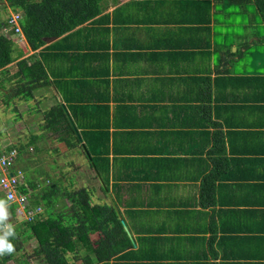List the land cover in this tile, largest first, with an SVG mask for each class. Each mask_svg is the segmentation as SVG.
<instances>
[{"label": "trees", "instance_id": "16d2710c", "mask_svg": "<svg viewBox=\"0 0 264 264\" xmlns=\"http://www.w3.org/2000/svg\"><path fill=\"white\" fill-rule=\"evenodd\" d=\"M4 1L14 14L11 13L10 18L5 22H0V31L3 30V33H0V71L9 69L8 66L15 61L14 52L17 51V41L12 36L21 35L16 32L14 26L11 27V18L13 15H18L20 23L24 14L26 22L22 21L20 25L25 40L34 54L16 64L14 80H18L17 88L14 90L15 95L25 96V98L33 97L35 90L39 91L51 85L56 88L57 94L50 97L51 104L48 105V110L40 108V101H38L39 105L29 108L30 111H35L38 117L44 118L43 123L38 125L39 134L32 135L31 142L28 144L29 147L35 146L36 152L39 151L37 142L51 140L48 139L49 137L70 151L81 150L76 121L82 122V125H86L91 130L109 129L112 126L132 129L135 126L150 125V121H145L146 111L149 108H157L162 112L170 109L174 115L173 126L176 128L190 129L201 135L205 131L208 135L211 134V127L227 128L225 137L228 138L231 149L238 153L252 154V156L243 157L248 162L255 160V162L259 161L260 165L264 163L260 156L263 152L261 145L264 134V60L259 67L255 68L259 74L257 77L244 76L250 74L249 71L240 73L238 70L239 55L249 44L243 47L240 45L236 53L232 52L228 44L221 46L222 53L219 49L210 47L201 49L199 47L205 32L195 30L190 37H187L185 29L169 26L170 24L175 26L176 21L174 23H170V20L157 22L159 25L163 24V27L148 29L152 35L145 45H140L136 40H129L130 43H128L127 39V52L115 51L114 62L117 63L115 71L118 70L116 73L120 71V77L116 83L124 89V92L121 91L120 100L124 103L140 102L142 104H123L112 115L110 108L104 103V100H108V92L98 90L97 86L108 82L104 77L100 78L102 75L107 77L113 73L109 66V58L103 54L104 48L109 46L110 34L113 30L115 33H122L120 28L125 20L122 21L119 18L124 12L128 13V2L112 12L105 13L108 3L116 4L118 0H0V6L5 5ZM223 1L227 3L222 6V14L218 16V22L238 14L231 10L234 5L247 10L248 6L255 5L258 11L255 14H259L264 24V0ZM225 25L231 27L234 24L226 21ZM224 29L225 27L217 28L216 35H223L229 41L233 40L232 35L239 36L232 33L233 31ZM52 38L57 40L47 45L46 40ZM157 49H167L168 53H158ZM176 49L182 51L176 52ZM186 49L188 50L183 52ZM158 57L161 60V66L154 68L152 65ZM211 61L216 68L221 63L224 64L230 77L224 75L213 78L209 65ZM94 62L99 63L100 72L90 76V66ZM162 63L167 64L179 76L176 78L164 75L165 67ZM206 71L210 75L204 76ZM127 72L129 74L150 73L155 77L148 79L149 87L141 92L143 86L140 81L142 80L124 78ZM67 78H71V81L68 82ZM75 85L81 87V92L78 90L79 92L76 93ZM59 93L63 95V101ZM68 101L71 103L69 106H67ZM164 103H170L172 106ZM223 136V133L218 130L213 133L214 152L219 154V161H224L222 167L229 166L227 165L229 161L225 158L227 142H224ZM82 138L89 148L88 137L82 136ZM27 148H18L19 164L25 166L32 162L26 156ZM87 159L92 168L98 170L102 176L101 162L100 164L96 162L94 166L88 156ZM25 168L21 170L26 171L31 181L25 188L21 184L18 185V192L29 194L32 207H42L43 204L44 208H51L50 214L46 211L48 217L44 214L47 218L38 217L37 221L22 223L38 240L40 254L43 257H40V254L37 256L46 264H67L66 260L61 258L59 248L63 246V251L73 246L74 250L78 242L83 244L80 254L82 253V261L85 264L109 262L118 255L123 260L128 258L131 262L147 255V251L138 253L129 251L133 248V242L124 230L121 223L122 212L116 204L92 206L91 196L85 189L76 193L67 191L66 187L61 189L48 171L45 176L49 184L42 188L38 197L34 198L43 178L40 175H34L31 179L29 169L25 170ZM101 189L106 194L103 187ZM0 200H5L9 205L3 191L0 192ZM65 200L69 203L66 204ZM12 216L14 220L22 222L13 212ZM92 235L100 239L92 241ZM15 237L14 231V236L8 239L10 241ZM127 247L129 252L124 253ZM129 262L128 264H134Z\"/></svg>", "mask_w": 264, "mask_h": 264}, {"label": "crops", "instance_id": "0c3cea01", "mask_svg": "<svg viewBox=\"0 0 264 264\" xmlns=\"http://www.w3.org/2000/svg\"><path fill=\"white\" fill-rule=\"evenodd\" d=\"M126 2H128V13L124 12L119 18L125 20L120 28L122 33H115L114 30L111 32L109 46L104 48L103 53L109 58V66L113 73L107 77L102 75L100 78L104 77L108 82L97 86L98 90H101V87L107 88L109 97L104 103L110 108L112 115L123 104H142L124 103L120 100L121 91L124 92V89L116 83L120 71L118 73H116L118 70L115 71L117 66L114 62L115 51L127 52V39L128 43L129 40H136L140 45H145L152 35L148 29L163 27V24L159 25L157 22L176 21L175 26H171L172 24L169 26L185 29L187 37H190L195 30L205 32L199 47L201 49L210 47L219 49L222 53L221 46L228 44L232 52L236 53L240 45L243 47L245 44L252 46L261 44L259 27L257 34L250 33V27L244 22L235 21L233 24L242 30H247L246 35L242 33L230 41L223 35H216L215 30L225 26L224 22H218L216 18L222 14V6L227 3L223 0H118L116 4L109 3L105 13L112 12ZM250 6L253 7L254 14L258 12L255 5ZM231 10L238 14L240 11L249 12L247 8H240L237 5ZM229 19L230 17L224 21ZM50 41L47 45H50ZM157 50L158 53H168L167 49ZM179 51L176 49V52ZM242 51L238 58V68L243 62L244 50ZM251 59L254 68L249 71L250 74L244 76L257 77L259 74L255 68L259 67L260 63L255 61L256 58ZM94 63L99 65L98 62ZM160 63L158 57L152 66L156 68L158 65L161 66ZM209 65L213 78L224 75L230 77L224 64L221 63L216 68L211 61ZM162 66L165 67L164 75L176 78L179 76L167 64L162 63ZM244 71H248L245 65L240 73ZM208 75L210 73L206 71L204 76ZM154 77L155 75L150 73L127 72L124 78L142 80L141 86L144 83L147 86L150 85L148 79ZM67 81L70 82L71 78H67ZM148 87L144 88L145 91ZM74 88L78 93L81 87L75 85ZM173 116L170 109L162 112L157 108H149L146 111L145 121H150V125L135 126L132 129L112 126L108 130L102 128L91 130L86 125H82L79 129L83 136L88 137L89 148L84 138L80 136L92 158L93 165L101 162L103 166L102 176L94 169L96 175L99 174L100 178L97 175L99 180L103 182L102 177L105 178L108 186V188L105 186L106 194L102 193L105 199H102L104 204L101 205L118 206V203L122 202L118 207L122 212V218L128 224L127 227L123 222L133 242V248L129 251L136 253L147 251L145 257L131 262L134 264H263L264 163L260 165L259 161L248 162L243 159L245 156H252L249 152L238 153L236 150L233 152L229 147L228 138L225 137L227 128L211 127V134L208 135L205 131L201 135L190 129L173 126ZM217 130L223 133L224 142H227L225 158L229 161L227 163L229 166L222 167L224 161H219V154L214 152L213 133ZM48 139H51L47 140L50 142L56 141L51 137ZM262 139L263 152L260 156L263 161L264 134ZM73 152L76 155L81 152L87 155L82 149ZM47 171L49 172V169ZM72 180V184L69 185L71 189L79 187V178ZM73 192L76 193L75 190ZM92 197L93 195L91 203H93ZM142 220H150L153 224L147 227L137 225V222ZM99 239L91 236L92 241ZM81 245L83 246L78 242L77 252L83 248ZM129 251L127 247L124 253ZM81 256L82 253L77 256L79 261L82 259ZM128 262V258L123 260L118 255L109 262L99 264H128Z\"/></svg>", "mask_w": 264, "mask_h": 264}, {"label": "rangeland", "instance_id": "374dc122", "mask_svg": "<svg viewBox=\"0 0 264 264\" xmlns=\"http://www.w3.org/2000/svg\"><path fill=\"white\" fill-rule=\"evenodd\" d=\"M100 5L103 8L102 3ZM248 11L249 12L244 13L239 12V14L237 15L233 14V17L228 20L230 23H234L235 21L247 23V26L250 27V33L253 32L257 34L259 27L261 44L259 46L249 45L246 50H244L243 62H241L242 65L238 68V70L240 71H242L243 65H245V69H247L248 71H251L254 68L251 65V58H256L255 61L257 63H261L264 60V24L262 23L259 15L254 14V9L252 6H249ZM11 13H13V11L11 10V8L7 7L6 3L5 5L0 6V22H5L8 18H10ZM216 18H218V16ZM25 19L26 16L23 14V17L20 20L21 25L22 21L24 23L26 22ZM223 22L225 23L226 21ZM224 27V30L233 31L232 33H236L238 35H241L242 33L244 35L247 34V30H242L239 26L233 25L230 27L225 25ZM0 33H3V30L0 31ZM22 34L18 36H12V38L17 41V51L14 52V55H16L15 61H13L12 64L8 66V72L7 70L0 71V158L11 149H16L19 153L18 148L28 147L26 149V151L28 152L26 156L30 158L29 160L32 162L27 164L26 166L24 164H19L20 159L18 157L19 161L17 163V166L12 170L22 169L26 167L25 170L29 169L28 171L31 179L34 175H40V177L43 178L42 184L39 185L38 191L35 193L34 198L38 197V195L42 192V188L48 185V183L46 182L45 174L48 173L47 169H49V173L51 172L53 174L52 175L50 173L51 177L61 187V189L65 187L63 185H67V191L69 192H73L74 190L75 192H78L79 190L85 189L89 194H91V196L93 195L94 197H92V204H104L102 199L105 198H103L104 194H102L103 192H101L102 190H100V187L102 186L104 191H107L105 178L102 177L103 182L99 180L89 161H86V155H83L82 152L79 155H76V153L66 149L64 145L56 143V141L50 142L47 140H42L37 142L36 146L38 147L40 153L39 151H35V146L29 147L28 145L31 142V136L34 134H39L38 125H41L44 121L43 116L39 115L40 117H38V115H36L37 113L35 111H30L29 108L37 105L38 101H40V105L38 104L40 108L48 110V105L51 104L50 97L57 93L55 92V86L51 85L50 87H47L45 89L33 91V97L27 96L25 98V96L15 95L14 90L17 88L16 82L18 80L17 78V80H14V74L17 70L16 64L18 61L33 54V52L26 44L25 38L22 36ZM232 39H235L233 35ZM54 40H51L49 43L51 44L52 42H54ZM90 70L91 71L89 73L91 76L97 72H100V67L98 64L93 63L90 66ZM145 87L147 86L144 83L143 87L141 88V92L144 91ZM101 90L107 92L106 87H101ZM59 97L63 101V95L59 93ZM64 103L66 104V102ZM69 105H71L70 101H68L67 106ZM66 112L71 114L68 110H66ZM75 125L78 129V132L82 135L81 131H79L82 122L76 121ZM102 129L108 130L105 128ZM82 150H84L83 146ZM78 178L80 181L79 187L71 189L69 185L72 184V179L76 180ZM83 179H85L84 182H82ZM34 192L35 191H33V193ZM65 202L66 204L69 203L67 200H65ZM129 202L132 201L129 200ZM121 204L122 202H119L118 206H121ZM42 207L44 209V214L48 217L47 213H51V208L46 209V207L44 208L43 204ZM47 217L44 216V218ZM12 219L13 218H8L7 220H9V224L12 225L13 230L16 233V237L10 240V242L14 245L15 251L12 252L11 255H8L9 253L0 255V264H42L44 260L39 258L43 257V255L40 254L41 248L33 232L30 231L25 225H22V223H18L17 221ZM121 220L124 230L126 231L123 222H125L127 227L128 224L124 218H122ZM152 224L153 222H151L150 220H142L140 222H137V225L142 227H147ZM0 234H2V232H0ZM81 247L83 246L81 245ZM62 248L63 246L59 248L61 258L63 260H66L67 264H85L84 261H81L82 259L80 261L77 259V256L80 255V252H77V244L75 245L74 251L73 246L71 248H65L63 249V251ZM37 254H40V257H38ZM73 261H75V263H73ZM44 264L46 263L44 262Z\"/></svg>", "mask_w": 264, "mask_h": 264}, {"label": "built area", "instance_id": "2783aa9c", "mask_svg": "<svg viewBox=\"0 0 264 264\" xmlns=\"http://www.w3.org/2000/svg\"><path fill=\"white\" fill-rule=\"evenodd\" d=\"M11 27L16 28L18 34H22V28L19 23V16L13 15L11 18ZM17 152L13 150L8 155H3L0 158V192H5L6 198L9 201L8 206H16L15 214L22 222H34L41 216L43 209L41 207H32L27 195L18 192L17 188L20 185L21 174L18 176H10L8 169L14 163Z\"/></svg>", "mask_w": 264, "mask_h": 264}, {"label": "clouds", "instance_id": "9594fccd", "mask_svg": "<svg viewBox=\"0 0 264 264\" xmlns=\"http://www.w3.org/2000/svg\"><path fill=\"white\" fill-rule=\"evenodd\" d=\"M109 4V3H108ZM22 36L24 37V35L22 34ZM25 38V37H24ZM55 40L57 38H54ZM53 38L52 39H47L46 42L50 41V40H54ZM26 41V40H25ZM27 44V42H26ZM28 45V44H27ZM29 47V45H28ZM30 49V47H29ZM31 50V49H30ZM32 51V50H31ZM33 52V51H32ZM34 53V52H33ZM78 136L79 138L80 135L78 133ZM80 140V139H79ZM80 143H81V147L84 145L83 142H82V139L80 140ZM85 146V145H84ZM83 146V148H84ZM86 148V147H85ZM13 150H15L17 152V155H16V159L14 161V163L9 167L8 169V172H9V175L10 176H18L19 174H21L23 177H19L20 178V184L23 188H25L26 186H28V183L31 181L27 176L26 172L25 171H22L21 169H17V170H12L14 167L17 166V163H18V151L16 149H11L10 151H8L6 154L8 155L10 152H12ZM85 150V149H84ZM84 150H82L84 152ZM87 150V148H86ZM88 151V150H87ZM86 153V151H85ZM89 153V152H88ZM4 154V155H6ZM87 154V153H86ZM88 155H86V158H87ZM90 156V154H89ZM91 157V156H90ZM89 158V157H88ZM88 160V159H87ZM92 160V158H91ZM97 171V170H96ZM98 177H99V174L97 173ZM100 178V177H99ZM49 184V183H48ZM64 188V187H63ZM67 188V187H66ZM25 195L28 196L29 198V194L28 193H24ZM35 207H40V206H35ZM42 208V207H41ZM12 212L15 213L14 209L11 207V206H8L6 204V201L5 200H0V232H2V234H0V255H3L5 253H12L15 251L14 249V245L9 241V237L10 236H14V230H13V227L11 224H9V220H7L8 218H13L12 220H14V217L12 216ZM39 218H44V211L43 213L41 214V216ZM38 218V219H39ZM15 221H17L18 223H23L17 219H15ZM37 221V220H36ZM74 251V250H73ZM74 263V262H73Z\"/></svg>", "mask_w": 264, "mask_h": 264}, {"label": "water", "instance_id": "95a60500", "mask_svg": "<svg viewBox=\"0 0 264 264\" xmlns=\"http://www.w3.org/2000/svg\"><path fill=\"white\" fill-rule=\"evenodd\" d=\"M77 134H78V133H77ZM78 137H79V136H78ZM79 139L81 140V138H79ZM83 146H84V145H83ZM84 149H85V151H86V153H87L89 159H91V157L89 156V153H88V151L86 150L85 146H84Z\"/></svg>", "mask_w": 264, "mask_h": 264}]
</instances>
